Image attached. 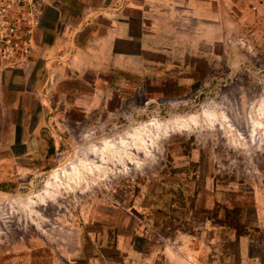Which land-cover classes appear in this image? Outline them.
<instances>
[{
  "label": "rangeland",
  "instance_id": "obj_1",
  "mask_svg": "<svg viewBox=\"0 0 264 264\" xmlns=\"http://www.w3.org/2000/svg\"><path fill=\"white\" fill-rule=\"evenodd\" d=\"M104 1L0 0V264H264V0L45 68Z\"/></svg>",
  "mask_w": 264,
  "mask_h": 264
},
{
  "label": "crops",
  "instance_id": "obj_2",
  "mask_svg": "<svg viewBox=\"0 0 264 264\" xmlns=\"http://www.w3.org/2000/svg\"><path fill=\"white\" fill-rule=\"evenodd\" d=\"M246 3L254 5L255 0H109L96 6L87 5L74 17L71 30L62 34V39L52 45L54 35L50 36L51 45L43 52L44 67L55 64V51L62 48L66 37L69 45L64 50L73 58L64 67L104 68L114 61L117 63L114 67L125 68L126 62L143 59L145 53L155 51L150 44L156 38L166 37L163 29L193 22L200 29L221 30L224 14L238 18V5ZM55 20L48 29H54ZM92 53L94 58H84ZM93 60L96 65L91 63Z\"/></svg>",
  "mask_w": 264,
  "mask_h": 264
},
{
  "label": "bare ground",
  "instance_id": "obj_3",
  "mask_svg": "<svg viewBox=\"0 0 264 264\" xmlns=\"http://www.w3.org/2000/svg\"><path fill=\"white\" fill-rule=\"evenodd\" d=\"M150 128V127H149ZM151 128H152V126H151ZM139 134H137L136 136H134L133 134L131 135V138H133L134 139V141H135V138H138L139 139V141L140 142H145L144 141V139H143V136H142V134L140 133V132H138ZM144 137H145V135H144ZM125 140V139H124ZM123 139L121 140V142L122 143H124L125 141H124ZM138 141V140H137ZM136 141V143H135V145H136V149H140L139 147H140V142H137ZM114 146V145H113ZM106 149V148H105ZM49 186H52L53 187V183L52 182H49V184H48ZM39 200H41V202L42 201H44L42 198H40ZM38 200V201H39ZM34 202V200H32L31 198H29V199H27L26 200V204L27 205H30L31 203H33ZM58 209V208H57ZM61 210V209H60Z\"/></svg>",
  "mask_w": 264,
  "mask_h": 264
}]
</instances>
